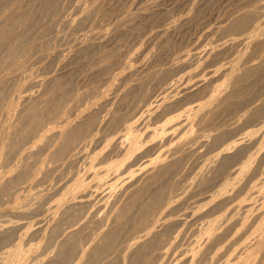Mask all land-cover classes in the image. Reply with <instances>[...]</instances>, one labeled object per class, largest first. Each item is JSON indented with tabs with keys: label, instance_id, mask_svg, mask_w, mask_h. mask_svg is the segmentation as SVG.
<instances>
[{
	"label": "bare ground",
	"instance_id": "bare-ground-1",
	"mask_svg": "<svg viewBox=\"0 0 264 264\" xmlns=\"http://www.w3.org/2000/svg\"><path fill=\"white\" fill-rule=\"evenodd\" d=\"M225 12L174 56L128 0H0V264H264V0Z\"/></svg>",
	"mask_w": 264,
	"mask_h": 264
},
{
	"label": "rangeland",
	"instance_id": "rangeland-1",
	"mask_svg": "<svg viewBox=\"0 0 264 264\" xmlns=\"http://www.w3.org/2000/svg\"><path fill=\"white\" fill-rule=\"evenodd\" d=\"M140 1L141 0H139V2H138V0H137V2H136V0L135 1L134 0H128V3L130 4L131 10L133 8V10H135V13L137 10V15H140L138 17L140 20L139 21L140 24L137 25L140 28L135 27V29H134L135 32H134V34L130 40V45H132L133 50H136L139 52L148 50L150 48L151 43H152L151 41L153 39L152 38L153 34L157 31H161L164 23L171 20L172 22H174L176 25L179 26L177 29L173 30L172 34L170 33L169 38H170L171 44L173 45L172 46L173 49H171V50H172V53L174 56H180L181 54H183L185 52H189V51L196 52L197 50L200 51V50H203V49L209 47L210 43H212V39H214V37L212 35L209 36V33L214 29L213 27H215L217 25V23H218V21H220L221 17L224 16V12L227 10V7L237 0H208V1L201 0L202 2L200 1L198 4H196L197 6L193 7V9H191V10L189 9L191 6L190 0H188L189 2L187 1L188 3L185 1V4L187 3L185 5V7L183 5L184 0L183 1H181V0H177V1L176 0H164V1H162L161 0L162 2L160 0L159 1H157V0L156 1L155 0H151V1L146 0L143 2H140ZM149 1H150V3L151 2L152 3L150 4ZM203 1H205V2H203ZM132 3L134 5V7H132L133 6ZM162 3H164V5H162ZM179 3L180 4L183 3V4H181V6H180ZM152 4H153V6H152ZM142 5H144V6H142ZM138 6H141V7L139 9H137ZM151 8H154V9L156 8L157 11H155L156 9L154 10ZM149 10H150V12H149ZM143 11L147 12V13L149 12V13L148 14L145 13L147 15H143L144 14ZM141 13H143V14H141ZM151 13H153V14H151ZM148 15L151 17L149 18ZM191 15L194 17H193V19L190 20L189 17ZM146 16H148V17H146ZM156 16H157V18H155ZM185 16L186 17L188 16V17L186 18ZM182 17L184 18V20H181V19H183ZM149 19L150 20L152 19V20L149 22ZM154 19H155V22H154ZM180 21H182V23ZM179 22H180V24H179ZM183 22H186V23L184 24ZM145 24H147V26ZM149 25H151V26H149ZM143 27H145V28H143ZM136 28H138L139 30L137 29L138 30L137 31ZM208 29H210V30H208ZM57 32H58L59 37H64L68 33V30L64 24H59L57 26ZM133 38H135V39H133ZM207 61H209L210 63H215L213 57H209L207 59ZM215 65H216V63L213 66H215Z\"/></svg>",
	"mask_w": 264,
	"mask_h": 264
}]
</instances>
